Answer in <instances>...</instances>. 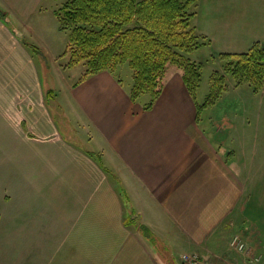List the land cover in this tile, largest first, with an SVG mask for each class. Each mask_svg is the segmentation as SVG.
Instances as JSON below:
<instances>
[{
  "label": "crops",
  "instance_id": "obj_1",
  "mask_svg": "<svg viewBox=\"0 0 264 264\" xmlns=\"http://www.w3.org/2000/svg\"><path fill=\"white\" fill-rule=\"evenodd\" d=\"M44 2L0 0V264H181L184 251L246 264L226 248L235 228L252 248L264 241V157L254 168L222 150L182 76L144 109L150 95L132 101L131 82L91 74L66 92L94 139L71 122L64 134L27 46L55 16ZM195 23L201 48L244 52L264 42V0H199Z\"/></svg>",
  "mask_w": 264,
  "mask_h": 264
},
{
  "label": "trees",
  "instance_id": "obj_2",
  "mask_svg": "<svg viewBox=\"0 0 264 264\" xmlns=\"http://www.w3.org/2000/svg\"><path fill=\"white\" fill-rule=\"evenodd\" d=\"M198 2L64 0L54 13L60 28L69 31V63L84 62L86 66L83 77L105 70L113 73L126 63L132 74L129 97L135 101L149 94L145 105L149 109L162 91L167 68L173 65L181 70L183 83L195 103L197 120L206 102L196 103L200 65L192 63L187 55L204 45L195 25ZM2 14L0 9V17ZM27 46L33 53L42 52L35 44ZM219 57L225 60L223 70L238 82L247 81L255 91L264 90V42H255L244 52H220ZM217 78L223 80L222 76ZM46 94L49 101L53 87ZM95 156L99 161V155ZM121 191L125 196V189L121 187Z\"/></svg>",
  "mask_w": 264,
  "mask_h": 264
},
{
  "label": "rangeland",
  "instance_id": "obj_3",
  "mask_svg": "<svg viewBox=\"0 0 264 264\" xmlns=\"http://www.w3.org/2000/svg\"><path fill=\"white\" fill-rule=\"evenodd\" d=\"M63 1L45 0L42 8H49L50 6V12L54 13L62 5ZM55 16L52 18L45 11L44 15L40 19L38 18L39 27L42 33H44V37L38 38L39 40L36 41V45L42 41H50L53 43L52 51L59 54L56 55L54 60L52 52L45 46L44 48L49 53V57L42 52L37 53V57L41 59V82L43 87L44 85L47 86L48 83V88L53 87L55 91L54 95H50L52 99L50 98L49 102L50 106L55 102V99L59 102L55 106L57 109L53 108V110L59 122L60 130H63L62 132L66 134L62 126L64 123L71 122L74 124L75 129L81 133L84 126H86L84 125V118H78L81 116V113L76 109L73 99L69 97V93L66 91L67 87L70 88L73 84L75 85L89 75L83 77L86 70L84 62L69 63L71 61V54L69 51L66 52L69 31L60 28V22ZM55 22L58 23V29L61 31L59 34L53 31ZM18 33L22 36L20 31ZM201 40H203V37H201ZM199 49L195 53L187 55L192 63L200 65V81L195 92L196 103L202 105L206 102V106H202L196 121L204 128L207 126V122H209L211 129L217 133L223 144L222 150L229 149L232 154L240 155L245 160L248 159L250 166L256 168L258 160L264 157V90L255 91L249 82H238L230 73L225 72L223 70L225 60L220 59L218 52L212 51L208 47ZM42 50L44 49L41 48ZM53 60V64L49 65L47 63V61L51 62ZM50 66L53 70V77L48 79V72H51ZM113 74L120 79V82L132 83L131 69L126 63L117 67ZM171 76H182L181 70L170 65L164 78L166 83ZM218 76H222V82L217 78ZM212 84L216 85L212 87ZM145 95L147 96H143L142 99L148 97V94ZM146 103L144 104V109H146ZM72 117L74 118L72 119ZM85 131L87 132L88 139H94L91 126H86V129L84 128ZM92 152L95 155L96 153L100 155L97 149L95 151L92 150ZM257 179V175H251L247 180L249 189L256 185ZM245 197L247 198V195ZM244 228L246 227L244 226ZM237 232L239 231L235 228L228 239L229 246L226 249L231 253H241L244 256L243 259L247 261L246 264H264V241L257 236L252 248ZM235 236H238L243 243L242 251H238L239 249L230 246ZM188 253L196 254L201 260L208 259V261H213L215 264H242L238 263L240 261L237 259H232L230 263L224 257L213 256L215 258H203L196 251H184L179 257Z\"/></svg>",
  "mask_w": 264,
  "mask_h": 264
},
{
  "label": "built area",
  "instance_id": "obj_4",
  "mask_svg": "<svg viewBox=\"0 0 264 264\" xmlns=\"http://www.w3.org/2000/svg\"><path fill=\"white\" fill-rule=\"evenodd\" d=\"M239 240V237L235 236L230 246L239 249L238 251H242L243 243ZM179 261L181 264H215L213 261H208V259L201 260L196 254L191 253L181 255Z\"/></svg>",
  "mask_w": 264,
  "mask_h": 264
}]
</instances>
